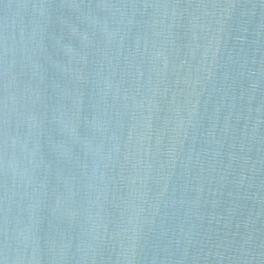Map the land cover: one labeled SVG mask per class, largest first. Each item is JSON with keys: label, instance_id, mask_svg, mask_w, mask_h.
Instances as JSON below:
<instances>
[{"label": "water", "instance_id": "water-1", "mask_svg": "<svg viewBox=\"0 0 264 264\" xmlns=\"http://www.w3.org/2000/svg\"><path fill=\"white\" fill-rule=\"evenodd\" d=\"M0 264H264V0H0Z\"/></svg>", "mask_w": 264, "mask_h": 264}]
</instances>
